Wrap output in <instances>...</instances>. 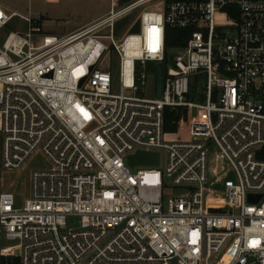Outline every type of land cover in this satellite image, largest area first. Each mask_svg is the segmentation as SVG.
Returning <instances> with one entry per match:
<instances>
[{
  "label": "built area",
  "instance_id": "1",
  "mask_svg": "<svg viewBox=\"0 0 264 264\" xmlns=\"http://www.w3.org/2000/svg\"><path fill=\"white\" fill-rule=\"evenodd\" d=\"M42 21L0 5V264H264V0H111L61 35ZM166 25L190 30L173 56ZM148 62L160 98L140 94ZM164 107L192 109L187 138H164ZM139 150L158 165L129 167ZM38 155L18 201L4 174Z\"/></svg>",
  "mask_w": 264,
  "mask_h": 264
},
{
  "label": "rangeland",
  "instance_id": "2",
  "mask_svg": "<svg viewBox=\"0 0 264 264\" xmlns=\"http://www.w3.org/2000/svg\"><path fill=\"white\" fill-rule=\"evenodd\" d=\"M0 3L9 11H16L24 15L31 14L37 16L43 15L42 28L45 32L57 35L70 33L79 27L87 24L89 21L96 19L105 14L111 5V0H0ZM127 22L123 20L117 24L118 33H124ZM26 29V23L15 18L11 21L7 30H23ZM3 30L1 34L7 32ZM178 49H169L168 55L173 56ZM147 74L146 83L141 88L140 94L147 97H154V74L155 63L148 62L142 69ZM197 79V83L191 86L190 96L194 100L202 102L204 95L202 93L203 77L201 75H193ZM161 167H163V155L161 157ZM46 164L44 158L40 155L30 159L25 167L17 172L5 173V182L16 183L18 201H21L28 193L29 182L28 175L32 169L43 167ZM164 195H171L172 190H163Z\"/></svg>",
  "mask_w": 264,
  "mask_h": 264
},
{
  "label": "trees",
  "instance_id": "3",
  "mask_svg": "<svg viewBox=\"0 0 264 264\" xmlns=\"http://www.w3.org/2000/svg\"><path fill=\"white\" fill-rule=\"evenodd\" d=\"M128 0H115L116 4H122ZM130 18L123 19L128 22ZM190 36L189 29H179L165 26L164 46L166 50L182 48ZM167 53V51H166ZM192 109L164 107L163 110V133L166 140L185 139L188 137V127Z\"/></svg>",
  "mask_w": 264,
  "mask_h": 264
},
{
  "label": "water",
  "instance_id": "4",
  "mask_svg": "<svg viewBox=\"0 0 264 264\" xmlns=\"http://www.w3.org/2000/svg\"><path fill=\"white\" fill-rule=\"evenodd\" d=\"M140 31V18H136L134 23L129 29L130 33H138ZM162 91V63L157 62L155 64V97L160 98ZM159 153L158 152H146L137 151L133 154L127 155L126 163L129 167H134L136 165H158L159 163ZM260 197V195H248V202H255Z\"/></svg>",
  "mask_w": 264,
  "mask_h": 264
},
{
  "label": "crops",
  "instance_id": "5",
  "mask_svg": "<svg viewBox=\"0 0 264 264\" xmlns=\"http://www.w3.org/2000/svg\"><path fill=\"white\" fill-rule=\"evenodd\" d=\"M0 5L4 8V9H6V10H8L5 6H3L1 3H0ZM9 11V10H8ZM90 22V21H89Z\"/></svg>",
  "mask_w": 264,
  "mask_h": 264
}]
</instances>
